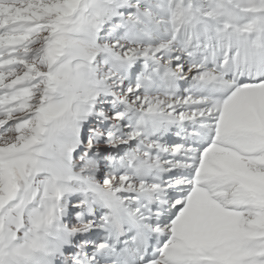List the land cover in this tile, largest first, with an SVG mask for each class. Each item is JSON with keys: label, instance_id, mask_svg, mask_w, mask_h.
I'll return each mask as SVG.
<instances>
[{"label": "snow or ice", "instance_id": "snow-or-ice-1", "mask_svg": "<svg viewBox=\"0 0 264 264\" xmlns=\"http://www.w3.org/2000/svg\"><path fill=\"white\" fill-rule=\"evenodd\" d=\"M0 264H264V0H0Z\"/></svg>", "mask_w": 264, "mask_h": 264}]
</instances>
